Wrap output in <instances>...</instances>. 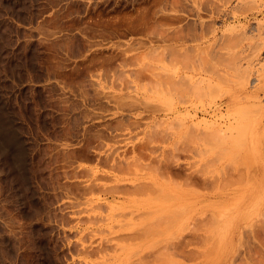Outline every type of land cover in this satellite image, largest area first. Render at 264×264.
<instances>
[{"label":"rangeland","instance_id":"obj_1","mask_svg":"<svg viewBox=\"0 0 264 264\" xmlns=\"http://www.w3.org/2000/svg\"><path fill=\"white\" fill-rule=\"evenodd\" d=\"M263 64L264 0H0V264H264L194 195L260 157Z\"/></svg>","mask_w":264,"mask_h":264},{"label":"bare ground","instance_id":"obj_2","mask_svg":"<svg viewBox=\"0 0 264 264\" xmlns=\"http://www.w3.org/2000/svg\"><path fill=\"white\" fill-rule=\"evenodd\" d=\"M230 2H231V0H230ZM226 8H227V6H226ZM236 9L238 10L237 7L233 8L232 10L230 9V10L233 11V10H236ZM239 9H241V8L239 7ZM258 89L262 90L263 88L261 86ZM203 93H205V92L203 91ZM202 94L200 93V95L198 97L203 98ZM207 105H208V102H207ZM216 108H218V107H216ZM248 110H249V108H248ZM202 111H203L202 102H201V100H199V102L197 103V107H196V115L200 116ZM207 114H208V111H207ZM213 117H215V116H213ZM211 124L208 126V128H211L213 132L215 130V133L217 134V132H216L217 129H215V127L213 125H211ZM197 129H198L197 130L198 131V133H197L198 136H197V148H196V150H197L196 152L197 153H196V155H197L198 159H197L196 163H197V167H198V169H197L198 170L197 171L198 177H202L203 173H205V172L207 173L208 172L209 174H211L210 176L213 178L212 180L214 182V183H212L210 181L211 179H209L210 182L208 181L209 183L214 184V187L212 189H208L207 188L206 190H204V189L198 188V189H196V191H194V195L196 197V205H198V211H197L198 216L199 215L202 216L205 213H208L210 215V217L212 218V222L213 223H218V226L220 228H218V227L215 228L216 225H214L215 227H213V229L211 228V230H209V233L211 235H213V236H222L223 235L226 238L231 239V240H234V239H237V238L240 239L250 229L252 231H255V229H256L255 227L259 223L264 221V147H263V144H262V147H263L262 152H261L260 157L257 159L256 162H250L251 160L248 161L247 157H246L247 159H245V160L244 159H240L239 160V159H237V156H236L235 157L236 161L233 158H224L223 161H221L220 163L215 165V167H214L215 170L213 169L214 171L209 172L210 170L208 171V169L212 170V168L210 167V168L206 169L205 172H203L202 171L203 170L202 167H203L204 163L207 161V159L209 161L213 160L211 158V155H212V152H213V149H212L213 147L211 148L208 144L204 143L205 139L203 140V136H202L204 130H202L200 124H198V128ZM258 129H260V128H258ZM207 130H209L208 131V134H209L210 129H207ZM212 131L210 132L211 134L213 133ZM205 132H207V131H205ZM218 132H219V128H218ZM233 132H235V131H233ZM253 132H255V131H253ZM250 133H248V134L250 135ZM240 134H241V132H240ZM209 136H210V134H209ZM217 136L218 135H216L215 137H217ZM245 136L243 135V137L241 136V138L240 137H238V138H239V140H242V138H244ZM230 137H229V139H230ZM248 137H250V136H248ZM234 138L232 139V141H234V142H238L239 141V140L237 141L236 139L234 140ZM215 139H217V138H215ZM226 139H225V141H226ZM249 141L250 142H248V145L246 146L247 149L246 148L243 149V150L242 149H240V150H236L235 149L238 154L244 153V152L246 153L245 154L246 156L248 154H251L250 153L251 152V148L249 147V144L251 143V141H254V139H251ZM208 142H210V141H208ZM217 142L218 141L216 140V144H217ZM240 142H239L238 146L240 144H242V143L245 145L244 142H241V143ZM246 142H247V140H246ZM212 143H214V141L210 142L211 145H212ZM234 145H236L235 148H237V144L234 143ZM239 147H243V145L239 146ZM228 148L230 149V148H233V147L232 146L231 147L228 146ZM228 148H225V149H228ZM248 148H250V150ZM221 150H223V149L221 148L220 151ZM230 151H231V149H230ZM206 153H207V157L204 156ZM217 158H218V156H217ZM220 159H221V157H220ZM255 159H256V157H255ZM222 162H224V164ZM219 169H221L223 174L227 170L231 171L230 175H228V176L226 175V177L224 179L225 181H222V177L220 176L221 174L218 173ZM215 176H217V177H215ZM198 177H196V178H198ZM199 179H201V178H199ZM202 180L203 179L200 180L201 183L202 184L205 183V182H202ZM194 181H196V180H194ZM198 184H199V181H198ZM202 184H201V186H202ZM206 184H208V183H206ZM206 184H205V186L208 187L209 185H206ZM205 186L203 188H205ZM167 211L168 212H167L166 216L168 215V217H169V215H172V213H174L176 211V209H175V211L174 210L171 211L168 208ZM169 211H171V212H169ZM169 213H171V214H169ZM208 220H210V219H208Z\"/></svg>","mask_w":264,"mask_h":264}]
</instances>
